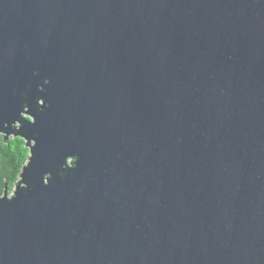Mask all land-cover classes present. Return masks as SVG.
Masks as SVG:
<instances>
[{"label": "water", "instance_id": "1", "mask_svg": "<svg viewBox=\"0 0 264 264\" xmlns=\"http://www.w3.org/2000/svg\"><path fill=\"white\" fill-rule=\"evenodd\" d=\"M0 264H264V0H0Z\"/></svg>", "mask_w": 264, "mask_h": 264}, {"label": "trees", "instance_id": "2", "mask_svg": "<svg viewBox=\"0 0 264 264\" xmlns=\"http://www.w3.org/2000/svg\"><path fill=\"white\" fill-rule=\"evenodd\" d=\"M28 154L29 149L22 138L11 136L5 140L0 134V195L5 187L8 193L13 191Z\"/></svg>", "mask_w": 264, "mask_h": 264}]
</instances>
